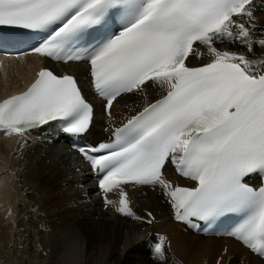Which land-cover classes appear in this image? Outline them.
<instances>
[{
  "label": "snow or ice",
  "instance_id": "1",
  "mask_svg": "<svg viewBox=\"0 0 264 264\" xmlns=\"http://www.w3.org/2000/svg\"><path fill=\"white\" fill-rule=\"evenodd\" d=\"M252 5L253 0H0V27L42 34L32 51L64 61L80 59L70 49L89 30H102L106 38L91 46L87 59L107 110L148 82L167 90L115 128L107 142L77 149L97 173L105 203H113L107 194L119 193L116 211L140 219L125 186L160 185L175 219L190 226L193 218L239 214L227 234L264 258V60L216 47L217 41L236 40L253 51L248 27L237 23L253 17ZM256 43L264 48V40ZM197 44L210 60L192 66L190 56L205 55ZM54 121L72 136L92 125L93 106L73 75L41 68L26 91L0 101V131L9 136L26 138ZM169 163L195 186L166 180ZM254 176L259 187L248 182ZM166 239L160 236L153 245L161 261Z\"/></svg>",
  "mask_w": 264,
  "mask_h": 264
},
{
  "label": "bare ground",
  "instance_id": "2",
  "mask_svg": "<svg viewBox=\"0 0 264 264\" xmlns=\"http://www.w3.org/2000/svg\"><path fill=\"white\" fill-rule=\"evenodd\" d=\"M251 10L252 18L245 16L237 23L248 27L250 37H264V0H255ZM238 31L233 29V32ZM239 42L217 41L216 47L243 53L253 61L264 60V48H257L249 54L248 46L246 51H240ZM194 47L205 55L199 58L190 56L192 66L210 60L204 45L197 44ZM2 61L0 98L25 87L42 66L51 67L60 75L75 74L85 96L96 106V117L86 135L93 142L110 139L111 126L122 124L167 91L148 82L143 91L117 99L110 111L111 115H106L103 112L104 102L92 92L90 70L84 62L54 63L36 55L2 58ZM35 133L26 134V138L21 139L15 149L16 154L24 152L20 163L21 169H24L22 173L8 170L3 156L14 150L12 146L18 139L17 135L0 133V254H4L0 264H137L146 257L149 242L156 241L160 236L167 238L165 257L172 264H264V260L232 238L200 235L175 221L171 204L160 185L125 186L129 206L140 219L122 215L116 211V207L104 210L106 203L95 188L88 166L65 143L52 136L48 137L51 140L44 141L40 139L43 137L39 133ZM165 172L172 184L181 180L169 164ZM17 176L28 187L27 191L25 187L21 189L19 221L13 218L16 214L14 210H8L10 207H7H12V202L17 199L13 191ZM54 185L63 187L61 199L53 191ZM108 195L118 207L119 193ZM70 215L73 217L70 218ZM144 216L153 222L149 224L143 219ZM14 227H17V238L22 243L17 247L10 246ZM10 248L15 253L12 257ZM25 254L29 257L25 258Z\"/></svg>",
  "mask_w": 264,
  "mask_h": 264
},
{
  "label": "rangeland",
  "instance_id": "3",
  "mask_svg": "<svg viewBox=\"0 0 264 264\" xmlns=\"http://www.w3.org/2000/svg\"><path fill=\"white\" fill-rule=\"evenodd\" d=\"M249 39L253 42V51L255 50V49H257V48H261V46L258 44V43H256L257 41H260V40H264V37L262 36V35H257L256 37H249ZM241 47L239 48L240 49V51L242 50V51H246V49H247V45L245 44V43H242V42H239L238 43ZM246 54V53H245ZM249 54H250V52H249ZM248 54V55H249ZM204 61V60H203ZM207 61V60H206ZM259 61H262V59H260V60H257V62H259ZM148 102V101H147ZM146 102V103H147ZM145 105V104H144ZM142 107V106H141ZM141 107H139V108H141ZM132 108V107H131ZM139 108H137L136 110H138ZM3 144H4V142H3ZM13 149L16 147L17 148V141H16V143L15 144H13ZM6 148V146L4 145V149ZM3 156H5L4 158H5V160L7 161V164H6V168L9 170H12V171H15L14 173H17L18 171L20 172V173H22L23 171H24V169L22 168L21 169V161H22V159H23V155H21V157L19 158V159H17V158H14L15 157V154L14 153H12V152H10V153H8V154H5V155H3ZM8 157V158H7ZM10 160V161H9ZM20 160V161H19ZM9 161V162H8ZM47 163H49V160H47ZM10 167V168H9ZM15 169V170H14ZM16 180H15V182H17V185L15 186L14 185V195H17V201L16 200H14L13 202H12V207L11 206H8L7 205V207H10V208H8V210H14V212L16 213V214H14L13 215V218L16 220V218H17V220L16 221H19L20 220V218H18V216H19V212L21 211V204H22V201H21V197H22V195H20L21 194V189L22 188H24L25 187V191H27V189H28V187L26 186V184H25V181L24 180H21V178L19 177V176H17L16 178H15ZM16 188V189H15ZM17 188H18V190H17ZM52 188H53V191H55L58 195H56L59 199H61L62 198V196H63V194H64V190H63V187L61 186V185H54V186H52ZM54 188L56 189V190H54ZM60 188H62V189H60ZM20 190V191H19ZM16 191V192H15ZM146 191H149V190H146ZM49 192H51V191H49ZM17 193H19V194H17ZM63 193V194H62ZM148 194V193H147ZM19 196V197H18ZM164 199H165V197H164ZM166 200V199H165ZM114 204L112 203V205L110 206V207H105L106 205H104V210H110V209H112L111 207H113V208H115L114 206H113ZM13 208V209H12ZM31 208V207H30ZM32 210V209H31ZM139 212L141 213V214H143V212H142V210H139ZM145 214V213H144ZM146 214H148V212H146ZM141 216V215H140ZM70 218H72L73 217V215H70L69 216ZM143 219L144 220H146V222L148 221V220H150L151 218H148V217H146V216H144L143 217ZM136 222V221H135ZM85 226V225H84ZM16 229H17V227H14L13 228V231H12V239H11V241H10V246L11 245H15L16 247L18 246V245H22V243H20L19 241H18V238H17V232H16ZM16 235V236H15ZM92 235H93V232H92ZM157 235V234H156ZM158 236V235H157ZM16 239V240H15ZM18 241V242H17ZM13 243V244H12ZM20 243V244H19ZM20 247H22V246H20ZM12 252V253H11ZM114 253H115V251L111 254V256L113 257L114 256ZM10 257H12V256H14L13 254H15L14 252H13V249L12 248H10ZM33 254V253H32ZM2 255H4V254H0V258H2L3 259V257H2ZM6 255V254H5ZM25 256V258L26 257H29V255H24ZM5 264H17V263H15V262H5ZM137 264H172V263H170L169 262V260L165 257V259L163 260V261H161V260H159V259H157L154 255L152 256L151 254H149V252L147 251V249H146V257L144 258V260L142 261V262H139V263H137Z\"/></svg>",
  "mask_w": 264,
  "mask_h": 264
}]
</instances>
